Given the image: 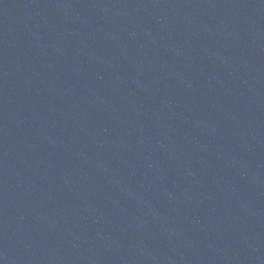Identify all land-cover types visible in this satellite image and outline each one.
Wrapping results in <instances>:
<instances>
[{"label": "water", "instance_id": "95a60500", "mask_svg": "<svg viewBox=\"0 0 264 264\" xmlns=\"http://www.w3.org/2000/svg\"><path fill=\"white\" fill-rule=\"evenodd\" d=\"M0 264H264V0H0Z\"/></svg>", "mask_w": 264, "mask_h": 264}]
</instances>
